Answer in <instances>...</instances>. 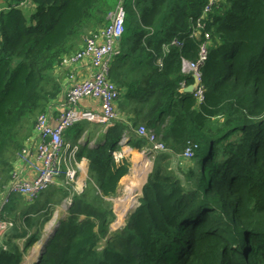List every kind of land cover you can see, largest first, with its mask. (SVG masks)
<instances>
[{"label":"trees","instance_id":"16d2710c","mask_svg":"<svg viewBox=\"0 0 264 264\" xmlns=\"http://www.w3.org/2000/svg\"><path fill=\"white\" fill-rule=\"evenodd\" d=\"M26 1L35 6L28 19L16 7L0 15V193L37 116L61 91L64 96L65 83L56 75L61 61L109 24L119 2ZM207 6L202 33L210 34V45L198 103L179 85L192 82L181 74L180 60L196 58L203 36L188 35ZM125 8L109 76L120 87L118 78L134 76L119 107L132 116L134 146L148 143L132 129H153L168 149L161 154L183 159L191 148L196 168H186L179 180L158 165L125 225L111 233L110 199L128 163L114 160L108 141L83 147L93 185L73 194L35 264H264V0H134ZM173 38L183 46L163 57V44ZM30 214L24 209L20 217ZM47 219L26 223L43 228ZM21 261L13 248H0V264Z\"/></svg>","mask_w":264,"mask_h":264},{"label":"built area","instance_id":"2783aa9c","mask_svg":"<svg viewBox=\"0 0 264 264\" xmlns=\"http://www.w3.org/2000/svg\"><path fill=\"white\" fill-rule=\"evenodd\" d=\"M119 1L120 3L109 17V24L86 37L80 50L72 56L64 57L61 61V66L67 67L70 73L65 82L62 107L57 122L55 125H51L50 117L53 106H49L44 113L37 116L33 136L17 157L18 163L22 167L30 169L33 175L28 181H23L20 169L15 164L8 183L0 193V247H2L1 242L6 233L13 229V223L4 219L3 212V207L9 203L11 194H19L28 201H34L56 179L64 177L65 184L70 185L77 181L75 180L77 172H83L79 162H75L78 147L69 148L64 140L65 131L80 123L108 128L119 120V113L115 107V103L119 99V91L109 78L110 66L108 64L109 57L118 53V43L123 33L126 17L125 0ZM208 9V6L205 7L202 16L196 20L195 28L193 27L188 35L189 38L199 34L203 36L196 58L188 60L182 57L180 60V72L183 76L192 79L189 85H195L192 95L198 103L203 101L205 92L202 85L201 69L208 55L210 34L207 32L202 33L204 28L202 18ZM182 46V40L178 38L171 39L162 46L163 57L169 53L171 48H181ZM163 57L157 59L159 68L162 67ZM86 59L91 63L94 74L90 79L81 81L75 77L73 71ZM179 85L183 88L189 86L184 79L180 81ZM83 99L98 100L99 109L81 108L80 102ZM136 134L147 141L148 145L144 149L147 156L152 157L157 153L168 151L153 129L140 126L136 130ZM123 140H128V136L124 137ZM66 149H69L68 154ZM193 156L194 152L191 148L185 149L182 153V158L186 161L192 160ZM72 163H75V168L71 166ZM79 192L72 191L75 194H79ZM64 202L68 206L71 197L65 199ZM113 223L116 224L117 228L121 227L117 219L111 224Z\"/></svg>","mask_w":264,"mask_h":264},{"label":"crops","instance_id":"0c3cea01","mask_svg":"<svg viewBox=\"0 0 264 264\" xmlns=\"http://www.w3.org/2000/svg\"><path fill=\"white\" fill-rule=\"evenodd\" d=\"M130 4L133 6L134 2L130 0ZM13 7H16L21 10L23 15L28 19L34 12H35V6L31 5L30 2L26 0H0V15L2 13H7L10 11ZM110 17V16H109ZM119 53V49H118ZM117 53V54H118ZM116 54V55H117ZM116 55H112L108 59V64L111 67L114 64ZM69 69L67 67H59V70L56 71V75L59 77L60 81L65 83V80L67 78V75L69 73ZM75 77L78 80H84V79H90L92 75L94 74V69L91 65V63L86 59L82 63H80L75 69H74ZM109 71V75H110ZM110 78V76H109ZM134 80V76L129 75L126 79L123 77L118 78L119 82H122V87L118 86L116 82H113L115 86L117 87L119 91V99L115 103V107L117 112L119 113V120L125 121L122 123V125L117 124L113 127H110L109 129L104 128L103 126H98L94 124H82L78 127H72L65 131L64 133V140L65 143L69 146V148H73L75 146L78 147L77 156L75 158V162H79V165L82 167L83 172H77V175L79 178L75 183H71L70 185L65 184V178L60 177L59 179H56L55 182L48 187L50 191H52L51 196H54V194H58L60 198L61 195H64L65 191L70 193V196L65 194V198L72 197L73 194L72 191H87L88 188H91L90 184L93 185L91 180L89 179V163L85 156L80 155L81 149L83 147H93V149L97 148L98 144H104L106 141L110 143V149L111 154L116 162H126L128 163V172L125 176H123L119 182V187L117 189V195L119 194V191H131L134 193L130 195L129 193L125 195V197L121 196L123 200H118L117 205L121 207V210L119 212H115L113 209V202L114 198L110 199L112 202V210L115 215V220L117 219L119 222V225L122 227L125 225V219L126 215L130 210H133V207L130 208L127 212L126 209H124L125 202H129L131 204V200L136 197L137 203L139 199L141 198V192L143 187L147 184L149 178L153 177V174L155 173V170L157 169V166H163L166 162L172 160V157L168 154H161L157 153L155 155L147 156L144 153V148H137L134 146L133 140H132V133L131 130H129V127L131 125L130 119L132 118L131 114H125L119 110L120 105H126L127 102V93L130 82ZM140 83H143L142 81H139ZM132 84V83H131ZM62 101H63V91H61V94L58 96V98L53 101V111L52 115L50 117V123L51 125H55L58 119V116L61 111L62 107ZM81 108L91 109V110H98L99 109V101L98 100H91V99H83L80 102ZM129 127V128H128ZM138 128L132 129V131L136 134V130ZM112 132V133H111ZM137 135V134H136ZM129 136V140H123L124 137ZM86 147V148H87ZM95 147V148H94ZM109 150V149H108ZM66 152L68 154L69 149H66ZM109 152V151H108ZM167 153V152H166ZM67 156V155H66ZM162 157V159H161ZM174 159V158H173ZM178 160L179 168L186 166V164H189L185 160L180 158V156L176 157ZM17 167L20 169V174L23 181H28L33 173L30 169L26 167H22L20 163L17 162ZM73 168H75V163L71 164ZM125 186V187H124ZM127 186V187H126ZM130 187V188H129ZM72 193V194H71ZM130 197V198H129ZM24 202L25 208L20 210V205L16 203V200L14 201V205L10 206V211L4 212V219L7 221H11L13 223V229L10 230L8 235L4 236L2 239V247L6 248H13L14 251H17L22 255V261L20 264H35L40 255L43 245H45V241H47V238H44L45 231H46V224L42 228L40 224H37V222H30L26 223L23 221V218H18V211H22L24 209H28L30 206V201H28L25 197L22 198ZM49 204H47L48 206ZM29 210V209H28ZM32 214L28 218L30 219H36L41 220L42 216V208L41 207H35L32 210H29ZM126 214L124 215V213ZM19 220H22V223L19 224ZM18 221V222H17ZM39 231V232H38ZM14 232H17L18 235L14 238H12V234ZM35 233H38L37 238H34L32 245L27 247V239H30L31 236ZM42 240L41 247H37V241ZM5 243V245H4ZM8 243V244H7ZM1 248V247H0ZM30 255V256H29Z\"/></svg>","mask_w":264,"mask_h":264},{"label":"rangeland","instance_id":"374dc122","mask_svg":"<svg viewBox=\"0 0 264 264\" xmlns=\"http://www.w3.org/2000/svg\"><path fill=\"white\" fill-rule=\"evenodd\" d=\"M132 2H134V0H132ZM128 3H130V0H125V5H127ZM148 145V144H147ZM144 149L146 147H143ZM186 161V160H185ZM186 162H189V164H186V166H183L181 168H179V164H178V160L176 159V157L168 162L165 163V168H167V172H172L179 180L182 179L183 180V175L181 172H184L187 170L186 168H189V167H192L193 165V170L196 168V164H194V160H191V161H186ZM203 166H205V164L203 163ZM79 178L78 175L75 176V180H77ZM206 178V175H202V179ZM209 186V183H206L204 185V187H208ZM118 192H116V195H117ZM130 194L132 195L134 193L131 192V191H122L120 190L119 191V194L114 198V202H113V209L115 210L116 214L117 212H119L121 210V207L119 205H117V201L118 200H123L122 198H120L121 196H125L126 194ZM53 195L52 194V191H50V189H46L44 192H42L34 201H30V206H29V210H32L35 207H41L42 208V216L41 217H48L47 219V222L45 223L46 224V231H45V236L44 238H47L46 240L50 239L57 226H58V223L61 219H63L66 215V212H67V205L65 204L66 202H64L62 199L60 200L58 197L59 195L58 194H54V196H51ZM22 198H24L23 196L19 195V194H11L10 195V201L8 204L4 205L3 207V212L5 211H10V206L11 205H14V201L16 200V203L18 205H20V210L25 208L26 206H24V202L23 201H19V200H23ZM56 203V204H55ZM47 204H49L47 206ZM129 204V205H128ZM126 205L127 207L130 208H135L138 203H137V198L134 197L132 200H131V204L129 202H126ZM132 206V207H131ZM124 209H126L124 207ZM127 209L126 212L129 210ZM18 211V218L20 219V213L21 211ZM126 212L124 213V215L126 214ZM228 214V213H227ZM29 216H24L22 217L23 218V221L26 222L27 218ZM38 219V218H36ZM18 222V221H17ZM22 223V220H19V224ZM119 228H117L116 224L113 223L111 224L110 226V230L112 231L111 233L115 232L116 230H118ZM42 240L40 241H37V244L36 246L39 248L41 247L42 245ZM47 241H45L46 243ZM44 247V245H43ZM43 247L42 249L40 250H43ZM102 247H104V245L102 244ZM42 252V251H41Z\"/></svg>","mask_w":264,"mask_h":264},{"label":"water","instance_id":"95a60500","mask_svg":"<svg viewBox=\"0 0 264 264\" xmlns=\"http://www.w3.org/2000/svg\"><path fill=\"white\" fill-rule=\"evenodd\" d=\"M194 87H195V85L194 84H192V85H189V86H187L186 88H184V92H186V93H192L193 92V90H194Z\"/></svg>","mask_w":264,"mask_h":264},{"label":"bare ground","instance_id":"6f19581e","mask_svg":"<svg viewBox=\"0 0 264 264\" xmlns=\"http://www.w3.org/2000/svg\"><path fill=\"white\" fill-rule=\"evenodd\" d=\"M119 3H120V1L118 2V4H119ZM118 4H117V5H118ZM115 8H116V7H115ZM124 187H125V186H124ZM126 187H127V186H126ZM129 188H130V187H129ZM124 197H125V196H124ZM129 198H130V197H129ZM121 201H122V200H121ZM128 205H129V204H128ZM123 207L128 208L127 205H126V202H125V204H124ZM131 207H132V206H131ZM128 209H129V208H128ZM29 256H30V255H29Z\"/></svg>","mask_w":264,"mask_h":264},{"label":"clouds","instance_id":"9594fccd","mask_svg":"<svg viewBox=\"0 0 264 264\" xmlns=\"http://www.w3.org/2000/svg\"><path fill=\"white\" fill-rule=\"evenodd\" d=\"M48 189V188H47ZM44 192V191H43ZM67 198H69V197H67ZM67 198H65V199H67ZM65 199L63 200V201H65Z\"/></svg>","mask_w":264,"mask_h":264}]
</instances>
